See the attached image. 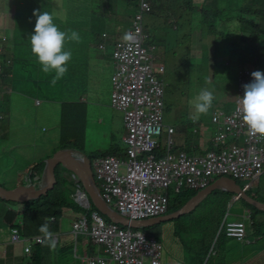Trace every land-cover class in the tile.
Returning <instances> with one entry per match:
<instances>
[{"label":"rangeland","instance_id":"374dc122","mask_svg":"<svg viewBox=\"0 0 264 264\" xmlns=\"http://www.w3.org/2000/svg\"><path fill=\"white\" fill-rule=\"evenodd\" d=\"M19 1H23L25 5L33 4L41 12L48 11L53 13L54 23L58 25L61 30L66 31V28L59 24V22L64 23V21H67L69 25H77V31H80V41L85 42L100 38L105 28L111 31L115 41L124 40V34L130 32L132 28V19L137 10V4L135 8L133 7L134 5H131L130 8L124 7L120 0L119 2L117 0H112L111 5L105 8L106 15H109L105 17L103 16L104 10L97 4L99 0H0V45H3V47H5V43L2 39L3 36L7 37L11 35V43L14 40H19V42L26 40L30 43V36L34 34L36 23L35 16L30 17V19L26 18L24 27H21L23 31H25L26 28L30 30L26 38H24V33L19 32L18 27L14 28V32L11 27L10 29L8 28L10 23L14 22L22 15L25 17L29 12L27 8H23L19 12L16 11V14L13 15L10 20L7 18L8 15L12 14V8L15 7L10 6L11 2L15 5L18 4ZM56 2L62 4L57 10L58 14L54 12ZM19 4L22 5L21 2ZM120 4L123 6L121 11L122 15H119ZM195 11L183 13V19L175 17L165 18V16L173 17L171 11L165 12L163 18L160 15L155 16L146 14L144 18V29L152 36L157 45V48L154 50V70L164 78L166 87L169 90V92L165 94L164 123L166 125L177 124L178 127L184 125L186 127L184 131L189 137H191L198 128L204 138L203 141L205 146H207L209 140L212 139L217 132V127L212 122L213 114L215 112L220 114L229 113L236 107V100L239 94V76L242 67L237 61L238 52L229 47V42L221 41L220 46L223 54L218 58L214 57V38H212L213 36L210 37L205 35L203 32H198L197 24H193V21H195L194 16H196ZM158 13L161 14L162 11ZM238 15L239 13L235 16ZM112 18L120 20L114 22L110 21L106 25L101 23L104 19ZM237 22H239L238 19L231 22L230 33L234 41L239 40L241 34ZM92 25H94L95 29L91 34ZM68 43L69 42L66 43L65 49ZM102 59L104 62V78L101 82V86L104 87V91L112 96L114 89L112 76L115 69L112 50L107 51ZM161 66L165 67L164 72H160ZM2 74H4V72L0 75ZM77 82L84 83L83 80L79 79H77ZM77 82L76 80L72 82L68 81L63 85L62 89L60 87L57 88L56 93H44L45 97L57 100L56 102H47L46 99L43 100L44 106L48 103L49 106L54 107L53 119L52 121L42 120L40 122L35 119L36 117H33L31 123L32 137L29 136L27 138L28 145H24V147L20 148V145L23 146L26 140V129L21 128V121L14 127V124H16L18 120H9L7 125L5 122H2L4 119L0 120V181L3 185L5 184L6 187L12 188L9 186H11L14 181L16 182L13 185L21 183L17 181V178L21 179L22 182L27 181V175H20L17 177L15 170L11 168L15 167L17 160L20 161L22 159L24 164L27 162V167L30 168V165L34 164L33 162L42 161L43 156H52L56 152L55 149L59 148L62 143H73L76 145V148L91 157L95 153L106 150L114 143L124 144L123 136L125 135V123L123 122L124 114L121 110L109 108L106 113L101 106L92 104V102L89 101V104H80L82 109L78 111L77 116L72 120L75 110L71 106L73 104L71 100L80 99L81 95V86H79ZM1 85H3V83ZM203 88L212 90L215 99L209 113L206 115L200 114L197 121L193 123L189 117L197 114L191 102ZM61 91L66 94H59ZM86 104L92 105L96 110V114L85 107ZM220 117L223 119V115H220ZM4 124L6 126H4ZM166 136L167 133H165L164 139ZM174 137L177 141V137L175 135ZM185 138H187V136H185ZM60 174L66 179V181L64 180V188L61 191V196L64 195V199L67 203L64 208V216L60 222V234H68L67 240L70 241V243L74 241L75 245V235L71 234L73 224L76 220L89 214L90 209L79 200V192L80 189L83 190V187L77 184L76 180L66 169L61 171ZM215 178H219V176ZM239 183L243 184L244 181L239 180ZM257 183H259V187H261L263 191L262 196L264 197V172L256 181V184ZM252 187L254 188V185ZM177 194V191L175 192L171 189L170 200L173 201ZM224 197L229 198L227 202L229 209L233 194L220 189H215L202 203V205H210V208L205 210L210 220L213 219L212 213L216 215L222 212V205L218 204V202L220 198ZM0 200L15 206L14 210L16 216L14 222H20L21 214H19V212L23 204L12 200H5L1 197ZM231 205H234V207L228 219H241L242 217L240 214L246 212L242 201L237 200ZM199 210L204 209L198 208L189 214V216L197 222H199L198 219L200 218L204 220L202 215L193 217ZM171 212H173V210L169 209L168 213ZM225 212L226 209L222 212V217H224ZM202 213H204V211ZM227 215L228 214H226V216ZM195 220L194 224L196 222ZM183 221L182 219H177L175 222L171 223V226H168L169 231L163 229L162 236L160 237L163 243V248H161L162 264H200L196 262V258L200 255L201 251L206 252L210 247L218 249L221 245L220 241L213 246L212 240L209 243L210 247L209 245L208 247L206 245H199L197 246L198 249H195L194 245L190 244V242L185 240L184 236H182L183 232L188 229ZM203 231L205 232V230ZM203 231H198L197 227L194 226L187 233L190 235V238H193L199 236ZM175 233H178V238L175 237ZM248 235L250 239L256 241L254 235H251V233ZM79 241L82 245L78 247V259L73 258L72 247L64 246L62 242L59 244L62 256L57 257V264H73V262L74 264H83L81 261L82 255L85 254L88 246L93 248L94 245L89 242L83 234H80ZM234 241H236V239ZM53 251L54 255H56V248ZM235 251L230 252L241 259V255L235 253ZM186 255L189 256L193 263L185 261ZM249 257H254V259L257 257L258 260L264 259V240L262 241L260 239L255 242V249L249 251ZM13 260L14 258L9 256L6 262H12ZM27 261L30 260L25 257L24 263Z\"/></svg>","mask_w":264,"mask_h":264},{"label":"built area","instance_id":"2783aa9c","mask_svg":"<svg viewBox=\"0 0 264 264\" xmlns=\"http://www.w3.org/2000/svg\"><path fill=\"white\" fill-rule=\"evenodd\" d=\"M139 3L130 30L135 41H114L112 49L115 70L111 104L124 114L127 157L104 155L91 161L103 198L126 217L146 219L167 212L170 187L176 191L183 187L206 188L215 176H230L243 180L242 188L246 191L264 172V138L249 132L236 107L244 95L243 86L253 81L251 73L264 72V68L241 66L235 109L223 119L219 113L213 114L212 122L220 126L215 137L219 150H212L205 156L173 152L175 128L164 123L166 83L154 70L157 45L144 29V18L152 11V5L148 0H139ZM101 36L99 48L105 49L109 34L104 32ZM2 63L0 61V70ZM164 71L165 67L161 66L160 72ZM165 133L167 153L158 156L156 151ZM74 179L78 184L80 180ZM27 181H30V174ZM79 198L91 209L84 190L79 192ZM249 217L250 211L237 221L224 219L217 229L213 246L221 235L244 241ZM11 231L13 242L24 241L27 256H31L35 245L43 242V235L23 237L17 227ZM71 234L75 235L73 258L78 259L80 234L96 247L95 252L88 249L82 255L83 264H162L161 241L143 229L109 222L97 209L76 220Z\"/></svg>","mask_w":264,"mask_h":264},{"label":"crops","instance_id":"0c3cea01","mask_svg":"<svg viewBox=\"0 0 264 264\" xmlns=\"http://www.w3.org/2000/svg\"><path fill=\"white\" fill-rule=\"evenodd\" d=\"M119 2V0H117ZM10 6H15L12 8V14L8 15L7 18L9 20L13 15L16 14V11L19 12L23 8L28 9V13L25 15V17L22 15L19 18H17L14 22L10 23L8 28H12V31L14 32V28L18 27L19 32L24 33V38L28 36V32L30 30L26 28L25 31L21 30V27H24L25 19L32 17L34 5H23L22 7H19L18 4H13L11 2ZM62 4L55 3L54 12L57 13L58 8H60ZM123 9V6L120 4V13ZM34 16V15H33ZM110 21H116L115 18L112 19H104L102 20V24L106 25ZM64 26L66 28V31L68 29L76 30L77 31V25H69ZM94 25L91 26V34L94 31ZM78 32V31H77ZM107 32L109 34L105 44V49L99 48V43L103 40L102 36L96 40L91 39L89 42L85 41H79L77 42H69L67 44V48L65 50H71L72 52V60L68 64V72L67 74L60 79L55 86L51 85V80L53 79L55 73H44L41 70V65L39 64L37 57L32 53L31 51V43H28L26 40H22L19 42V40H14L12 43L10 41L11 35H8L7 41H6V50L9 53V59L10 64L12 65L11 70L2 76H4V79L0 75V79H3L2 82H0V120L4 119L2 122H5L6 125L8 124L9 120H18L16 124H14V127L18 125V122L21 121L20 124H22L21 128L26 129L25 131V141L23 143L24 145H28L27 138L30 136L32 137V120L33 117H36L38 121H52L53 119V110L54 107H51L48 105L44 106L43 100L46 99L47 102H56V99L48 98L44 96V93L53 94L56 93L57 88L63 87V85L70 81L77 82V79L83 80L84 83H78L79 86H81V95L80 99L71 100L73 103V107L75 110V116L77 115L78 111L81 110L80 104L87 103L89 104V101L92 102V104H97L102 107V109L107 113V110L109 108H114L111 104V95L108 94V92L104 91V87L101 86V82L104 78L103 72H104V62L103 57L106 55L107 51H111L113 49V43L114 38L113 34L108 29H103L102 33ZM80 34V31L78 32ZM101 33V35H102ZM13 34V33H12ZM115 70V69H114ZM101 75V76H99ZM3 83V85H1ZM65 95V92L59 93ZM85 105V107L89 108L91 112H94L96 114V110L92 105ZM234 110V109H233ZM4 111V112H3ZM218 113V112H217ZM231 113V112H229ZM229 113H223L220 115H226ZM97 117V115H96ZM124 122V121H123ZM11 124V123H10ZM4 124V126H6ZM24 125V126H23ZM125 126V125H124ZM175 129V136L177 137L176 146L173 149V152H181L185 150H176L177 146L186 144L187 141H190L192 149L194 150L192 153L187 154L189 156H205L207 153H209L212 150H219L220 146H218L215 142L216 134L219 131V125H216L217 132L215 136L209 140L207 143V146H205L204 138L201 134V131L196 129L193 135H191V138L188 136L187 133L183 132V130H179L178 125H171ZM179 130V132L176 130ZM125 133H126V127H125ZM125 136V135H124ZM123 136V140H124ZM187 136V138H185ZM190 138V139H189ZM164 141V136L162 138ZM178 142V143H177ZM165 143V141H164ZM166 145V144H165ZM11 146V145H10ZM9 146V147H10ZM19 146V145H18ZM212 146V148H211ZM3 148V147H2ZM76 148V147H73ZM4 149V148H3ZM78 149V148H76ZM6 151V150H5ZM157 152V151H156ZM166 153H167V146H166ZM165 153V154H166ZM85 154V153H84ZM164 154V155H165ZM87 155V154H86ZM162 155V156H164ZM43 160L45 161L48 157L43 156ZM30 161V160H29ZM35 161V160H34ZM37 162H33V165H30L31 167H27V162L24 164V161L21 159L20 161L17 160V163L15 164V167H11L15 170V173L18 176L20 175H27L31 174L34 166L37 165ZM32 170V171H31ZM30 171V172H29ZM73 177V176H72ZM74 178V177H73ZM217 179V178H216ZM215 179V180H216ZM214 180V181H215ZM5 181V180H4ZM12 181V180H7ZM17 181L21 182L16 185H13L16 181L13 182V184L9 187L14 188L17 185H23L29 183L28 181L22 182L21 179L17 178ZM213 181V182H214ZM212 182V183H213ZM0 184L3 185V183L0 181ZM3 186L6 187L4 184ZM208 187V186H207ZM8 188V187H6ZM191 190H196V194L205 188H189ZM224 190V189H220ZM176 191V190H175ZM181 191V190H179ZM226 191V190H224ZM213 192V191H212ZM228 192V191H227ZM231 193V192H229ZM211 194V193H210ZM194 196V195H193ZM207 199V197L202 200L199 204H197L192 210H190L186 214H182L180 217L176 219H182L183 222L186 224L188 229L183 232L182 236H184L185 240L189 241L190 244L194 245L195 249H198L197 246L199 245H205L204 241L211 242L212 240H215V233L221 223L224 219L227 221H237L239 219L229 220L228 216L233 210L234 205H231L235 203V201L231 204H229L230 208L228 209V199L229 198H220V201L218 204L222 205V212L226 209L224 217H222V212L220 214H214L212 213V220L208 218V213L205 212L207 208H210V205H202V203ZM232 199V198H231ZM187 203V202H186ZM23 204V203H21ZM182 207V206H181ZM170 208V203L168 205L167 213ZM198 208H203L204 210H199L198 213H195L193 217H198L202 215L204 217V220L202 218L198 219L199 222H197L195 219H192L189 214L197 210ZM15 206L10 203H5L4 201L0 200V264H28L29 261L24 263L25 257L28 258L27 254L24 251V243L22 241L13 242L11 240V222L7 221L6 219V213L11 210L15 212ZM22 207L20 208L21 211ZM228 209V211H227ZM246 212H243L240 214V216L243 218L244 216L248 215L249 209L247 207ZM177 210V209H176ZM175 210V211H176ZM174 211V210H173ZM204 211V213H202ZM166 213V214H167ZM164 214V215H166ZM226 214H228L226 216ZM247 214V215H246ZM226 216V218H225ZM174 219L162 223L155 224L158 228H160L161 232L163 233V229H166L169 231V227L171 226ZM194 220L196 221L194 224ZM61 222V221H60ZM206 222V223H205ZM60 224V223H59ZM248 225V221H247ZM197 227V230H205L202 233L199 234L197 237L190 238V235L187 233L192 229L193 227ZM61 227V225H60ZM172 228V227H171ZM143 229V228H142ZM215 231V233H214ZM61 229L58 234V239L56 241L58 242V246L56 247V255L62 256L60 252V243L67 247H72V254L74 251V241L70 243V241L67 240L68 234L62 233L60 234ZM249 231L247 226V237L244 241L237 240L234 237H224L221 236L218 238V241H221V245L218 247V249H213L212 247L209 248L206 252L201 251L200 255L197 256L196 262L200 264H264V259L258 260L256 257H249V251L255 249V242L257 240H264V236L256 237V241L249 238ZM178 233H175V237H177ZM162 236V235H161ZM180 237V236H179ZM236 239V241H234ZM161 241L160 239H158ZM22 243V244H21ZM162 243V242H161ZM163 244V243H162ZM81 245V244H80ZM79 245V246H80ZM163 248V245H162ZM88 249L91 250V247L88 246ZM87 249V250H88ZM236 251H235V250ZM96 247L94 246V250L91 252H95ZM199 252L198 250H196ZM230 251H235V253H239L241 255V259L237 258L236 255L231 253ZM230 252V253H229ZM9 256H12L14 260L12 262H6L7 258ZM210 258V259H209ZM162 259V258H161ZM185 261L193 263L192 260L189 258L188 255L185 256ZM209 259V260H208ZM208 260V261H207ZM207 261V262H206ZM206 262V263H205ZM74 264V262H73ZM196 264V263H193Z\"/></svg>","mask_w":264,"mask_h":264},{"label":"trees","instance_id":"16d2710c","mask_svg":"<svg viewBox=\"0 0 264 264\" xmlns=\"http://www.w3.org/2000/svg\"><path fill=\"white\" fill-rule=\"evenodd\" d=\"M112 0H99L97 4L100 8L104 10L107 6L111 5ZM124 7H130L134 5L135 8L137 4V9L140 7L139 0H120ZM152 5L151 15L164 17L165 12L171 11L173 13V17L165 16V18H181L183 19V13L195 11L193 24H197L198 32H203L205 35L214 38L215 41V51L214 57L218 58L222 55V50L220 46L221 41L229 42L230 48L235 49L238 52L237 61L240 66H260L264 68V0H148ZM24 5L23 1H19V3ZM236 2V3H235ZM18 3L19 7H22ZM135 3V4H134ZM235 5V7H234ZM131 8V7H130ZM159 14L158 12H161ZM103 16L107 17L106 13ZM238 16H235L238 14ZM235 19H238L237 22L240 28V39L237 41L233 40V36L231 35V22ZM120 20V19H116ZM1 54V46H0V57L2 56L4 60L9 58V53L6 50ZM207 53V52H205ZM208 54V53H207ZM214 58V60H215ZM12 65H8L5 63L3 65V69L0 70V74L2 72L7 73L11 70ZM4 79V76L1 75ZM0 79V82L3 81ZM167 88V87H166ZM166 92H169L168 88ZM1 106V103H0ZM72 108L73 104L71 105ZM77 116V115H76ZM75 113L72 116V120L75 119ZM179 130H186L184 125L179 127ZM177 129V131L179 132ZM126 134V133H125ZM191 138V137H190ZM189 138V139H190ZM165 141V140H164ZM162 140L160 143V147L157 149V155L162 156L166 153V145ZM67 147H76L75 144L70 143H62L58 149L67 148ZM212 148V146H211ZM176 150H185L188 153H192L194 150L192 149L190 141H187L186 144L180 145L176 147ZM101 155H115L120 158L127 157V148L125 144H112L109 148L104 151L95 153L92 155H87L89 158H95ZM44 160H40L37 162V165L34 166L32 172V178L34 179L36 176L41 177L44 168H45ZM65 167L62 164H58L56 167V177L57 184L54 189L50 190L47 195H43L40 198L29 200L23 203L22 211L19 212L21 214V221L18 223L14 222L16 213L14 211L9 210L6 213L7 221L15 224L21 232V234L25 237H31L35 235H43L39 232V228L42 224L47 223L49 225V230L54 233L60 231V221L64 216V208L66 206V201L64 199V195L61 196V191L64 188V180L65 177L61 175V171H64ZM239 181V180H238ZM78 184H81L79 181ZM256 184V183H255ZM254 184V188H249L246 192L252 197L263 201L264 197L262 196L263 191L261 187H259V183ZM241 185H244L241 184ZM174 190V188H168V194L170 196V190ZM176 192V191H175ZM178 194L174 197L173 201L170 200V208L172 210H176L183 206L193 195L196 194V190H191L189 188H182L181 191H177ZM257 193V194H255ZM259 195V196H258ZM242 203L245 207H247L251 211V221L249 222V231H251V235H256V237L264 236V211L258 209L252 204L248 203L246 200L241 199ZM91 209H97L93 204ZM105 219L109 222H112L108 216L104 215ZM54 218V220H52ZM177 219H174L175 221ZM121 227H125L122 224H119ZM143 230L151 237H155L160 239L162 232L160 228L155 226L143 228ZM215 233V231H214ZM217 233V231H216ZM215 233V234H216ZM224 236V235H221ZM219 236V237H221ZM226 237V236H224ZM205 245L210 247L209 241H204ZM219 241L217 240L216 244ZM215 244V245H216ZM58 246V242L56 247ZM209 249V248H208ZM94 250V247L91 248V251ZM57 255H54V251L46 246L43 242L42 244H38L34 247L31 259L28 264H57Z\"/></svg>","mask_w":264,"mask_h":264},{"label":"clouds","instance_id":"9594fccd","mask_svg":"<svg viewBox=\"0 0 264 264\" xmlns=\"http://www.w3.org/2000/svg\"><path fill=\"white\" fill-rule=\"evenodd\" d=\"M33 11L34 12H33L32 16L34 15L36 17V23H35V28H34V34H32L30 36L31 51L37 57V60H38L39 64L41 65V70L44 73H46V74L52 73V72L55 73L53 79L50 82L52 86H55L56 83L67 74L68 64L72 60L71 50H65L66 43L67 42H77L78 43L80 41L81 37H80V34L76 30H72V29H68L67 31L61 30L58 27V25H56L54 23L53 13H50L48 11L41 12L35 6H34ZM59 24H61L63 26H67L66 24H68V22L67 21H64V23L59 22ZM2 39L6 45V40H7L6 36H3ZM123 39H124V41L131 43V42H134L136 38L131 32H126L123 36ZM0 46H1V50H2L1 54H2L5 51V48L3 47V45H0ZM0 59H1L0 61L3 62L2 63V69H3V65L5 63H7L8 65L10 64L9 58L4 60V58L1 56ZM7 73H5V74H7ZM2 75H4V74H2ZM251 76L253 77V81L251 83L245 84L243 86L245 89L244 95H243V97H241V99H240V101L236 107V112L238 114H241L243 122L247 125L249 132L253 136L258 135L260 138H264V72L253 71L251 73ZM214 99H215V95H214V92L212 90H209L208 88L201 89L199 91V93L194 97L193 101L191 102L194 109H195V113L197 115L190 116L189 119H191L192 122L195 123L197 121V119L199 118L200 114H203V115L208 114L210 109L213 106ZM124 144H125V142H124ZM125 146H126V144H125ZM67 148H73V147H67ZM61 149H63V148H61ZM101 156H104V155H101ZM97 157H100V156H97ZM97 157H95V158H97ZM95 158H93V159L90 158V161H93ZM70 175L73 176L71 173H70ZM41 177L36 176L33 179L32 173H31L30 174V181H28V182L39 184ZM215 177L212 180V182L216 179ZM219 177H222V176H219ZM211 183L209 185H211ZM82 187H83V184H82ZM171 188H173V187H171ZM183 188H186V187H183ZM83 190H84V187H83ZM83 190H80V191H83ZM174 190H175V188H174ZM177 191H179V190H177ZM167 194H168V192H167ZM168 198H169V203H170L169 194H168ZM79 200H80V198H79ZM238 200H241V199H238ZM92 210L93 209H90V211H92ZM52 220H54V218H52ZM247 221H248L247 226L249 227V222L251 221V211H250V217L248 218V220H246V222ZM14 227H17V226H15V224L13 222V223H11V230ZM39 232H41L43 234V242L46 244V246H48L52 250H54L56 248V245H57L56 239H58V235H57L58 233H54L55 234V237H54V234L52 231L49 230V225L47 223H44L40 226ZM20 234H21V232H20ZM11 236H12V231H11ZM23 237H25V236H23ZM11 240H12V238H11ZM22 242H24V241L22 240ZM31 256H32V254H31ZM31 256H28V260L31 259Z\"/></svg>","mask_w":264,"mask_h":264},{"label":"water","instance_id":"95a60500","mask_svg":"<svg viewBox=\"0 0 264 264\" xmlns=\"http://www.w3.org/2000/svg\"><path fill=\"white\" fill-rule=\"evenodd\" d=\"M85 157V161L81 158ZM46 166L42 174L39 184L29 182L23 185H17L14 188H6L0 184V197L5 200H12L23 203L29 200L40 198L47 195L48 192L54 189L57 184L56 167L62 164L67 172L71 173L77 180L83 184L84 191L88 195V199L94 206L104 215L108 216L112 222L122 224L124 226H131L134 228H147L155 224L170 221L180 217L182 214L188 213L197 204L204 200L215 189H224L233 193L231 203L238 199H244L248 203L264 211V202L260 201L246 191L243 190L239 182L229 176H222L217 178L211 185L205 189L200 190L197 194L192 196L187 203L182 207L167 213L162 216L149 217L146 219H131L122 215L114 207L109 205L102 196L101 190L97 185L90 158L83 152L76 148H63L57 150L52 156L45 160ZM242 197V198H241Z\"/></svg>","mask_w":264,"mask_h":264},{"label":"bare ground","instance_id":"6f19581e","mask_svg":"<svg viewBox=\"0 0 264 264\" xmlns=\"http://www.w3.org/2000/svg\"><path fill=\"white\" fill-rule=\"evenodd\" d=\"M81 158H82V159H83V161H85V163H86V159H85V157L81 156Z\"/></svg>","mask_w":264,"mask_h":264},{"label":"flooded vegetation","instance_id":"af4514ba","mask_svg":"<svg viewBox=\"0 0 264 264\" xmlns=\"http://www.w3.org/2000/svg\"><path fill=\"white\" fill-rule=\"evenodd\" d=\"M239 182V181H238Z\"/></svg>","mask_w":264,"mask_h":264}]
</instances>
